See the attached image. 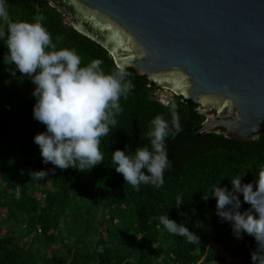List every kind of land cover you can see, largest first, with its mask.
Masks as SVG:
<instances>
[{"label":"trees","instance_id":"16d2710c","mask_svg":"<svg viewBox=\"0 0 264 264\" xmlns=\"http://www.w3.org/2000/svg\"><path fill=\"white\" fill-rule=\"evenodd\" d=\"M6 3L14 21L33 22L39 8L53 42L62 37L58 48L75 49L81 66L100 59L106 74L115 69L108 51L69 26L47 0ZM4 43L0 38V264H229L215 245L229 247L234 262L253 264L255 238L246 233L242 239L235 237L231 222L216 215L210 189L219 183L231 191L230 180L243 173L242 184H254L264 166V136L242 143L223 134H200L205 118L196 105L174 94L165 105L158 87L127 69L135 88L120 99L124 111L101 138L103 162L85 172L55 168L43 163L34 143V137L46 131L33 118L35 85L18 70L15 77L6 70L14 65L3 62L8 51ZM173 104L182 130L165 141L172 166L165 170L161 187L142 184L137 191L115 171L112 153L127 145L126 154L132 155L137 147L150 146V122L163 115L170 123ZM41 170L49 172L44 180L30 177V172ZM177 195L184 200L179 209ZM239 198L243 213L250 205L242 194ZM161 215L183 223L200 243L168 233L159 222Z\"/></svg>","mask_w":264,"mask_h":264},{"label":"water","instance_id":"95a60500","mask_svg":"<svg viewBox=\"0 0 264 264\" xmlns=\"http://www.w3.org/2000/svg\"><path fill=\"white\" fill-rule=\"evenodd\" d=\"M116 66L197 106L200 134L264 136V0H47Z\"/></svg>","mask_w":264,"mask_h":264},{"label":"clouds","instance_id":"9594fccd","mask_svg":"<svg viewBox=\"0 0 264 264\" xmlns=\"http://www.w3.org/2000/svg\"><path fill=\"white\" fill-rule=\"evenodd\" d=\"M46 19L37 8L33 22L14 21L6 0H0V38H5L8 50L3 62L14 65L6 69L13 77L18 70L35 85L33 118L45 125L46 131L37 134L34 143L39 146L43 163L61 170L72 168L85 172L103 162L101 138L117 124L116 117L124 111L120 99H127L135 85L123 65L115 66L108 74L100 59L81 66L82 57L75 49L58 48L62 37L57 36L53 42L43 24ZM171 115L170 123L163 115L150 122L147 133L150 146L137 147L132 155L126 154L127 145L125 150L112 153V162L117 165L115 171L137 191L142 184L161 187L165 170L172 166L165 141L182 130L175 104ZM48 174L44 170L29 173L37 181L44 180ZM243 176L244 173L238 174L230 180L231 191L218 187L219 183L210 191L216 199V215L231 222L237 239L243 238L241 233L255 238L257 249L251 254L252 262L264 264V166L259 168L254 184H242ZM208 193L203 196L205 201L209 199ZM240 194L243 202L250 205L243 213ZM183 203L182 195H177V209ZM158 219L168 233L185 237L192 244L200 243V238L183 223L169 219L168 215ZM98 251L102 253L103 247Z\"/></svg>","mask_w":264,"mask_h":264},{"label":"rangeland","instance_id":"374dc122","mask_svg":"<svg viewBox=\"0 0 264 264\" xmlns=\"http://www.w3.org/2000/svg\"><path fill=\"white\" fill-rule=\"evenodd\" d=\"M159 94V97L163 99L164 102H167L173 95L171 92L167 91V90H159L157 92ZM7 231V228L2 229V232L5 233ZM216 249L218 250V255L221 259H226V262L229 264H233V263H238V264H244V260L243 259H238L235 262L232 259V255H231V251L229 249V247H223V246H217L215 245ZM72 255L73 253H71L69 255V259L72 260ZM70 263V261H69Z\"/></svg>","mask_w":264,"mask_h":264},{"label":"built area","instance_id":"2783aa9c","mask_svg":"<svg viewBox=\"0 0 264 264\" xmlns=\"http://www.w3.org/2000/svg\"><path fill=\"white\" fill-rule=\"evenodd\" d=\"M162 103H164L165 105H168L169 104V100L167 102L163 101Z\"/></svg>","mask_w":264,"mask_h":264}]
</instances>
